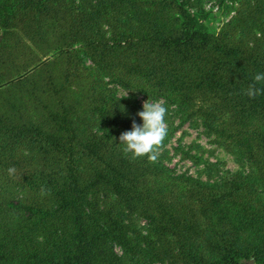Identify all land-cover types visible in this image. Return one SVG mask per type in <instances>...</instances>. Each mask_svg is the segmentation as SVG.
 <instances>
[{
    "label": "rangeland",
    "instance_id": "rangeland-1",
    "mask_svg": "<svg viewBox=\"0 0 264 264\" xmlns=\"http://www.w3.org/2000/svg\"><path fill=\"white\" fill-rule=\"evenodd\" d=\"M121 1L79 0L81 19L48 18L32 38L0 27V87L33 74L2 91L0 107H16L46 131L65 127L61 134L77 142L62 152L0 139V264H32L27 251H48L54 231H64L11 201L52 207L56 188L70 184L83 189L94 221L124 224L130 246L106 244L122 264H264V94H244L253 83L247 73H264V0ZM189 19L208 35L194 47L180 45ZM128 38L135 41L125 45ZM149 98L168 107V135L155 162L132 160L119 136L133 121L142 125L137 113ZM36 171L49 183L34 192L27 183ZM226 204L231 218L221 213ZM231 243L236 261L217 248Z\"/></svg>",
    "mask_w": 264,
    "mask_h": 264
},
{
    "label": "trees",
    "instance_id": "trees-1",
    "mask_svg": "<svg viewBox=\"0 0 264 264\" xmlns=\"http://www.w3.org/2000/svg\"><path fill=\"white\" fill-rule=\"evenodd\" d=\"M119 0H114L113 6H117ZM128 0H122L125 3ZM160 4H165L162 0L156 1ZM132 6H136L134 1H130ZM176 3V2H174ZM120 4V3H119ZM171 2H169V5ZM166 5V4H165ZM112 7V1H110L108 6H104L105 9H110ZM83 6L79 4V0H0V27L3 28L5 34H16L19 38H24L27 36L32 38L33 33H38L43 31V26L48 18L61 17V14L68 15L73 19H81L83 16ZM193 19V18H192ZM189 19L191 26H189V31L184 33V42L181 41L182 45L195 46V40L203 36L204 40L207 38V34L202 31V27L196 28L195 25H199L196 21ZM105 36H101V39H105ZM154 44L157 43L158 46H162L163 43L166 44L167 41L162 42L163 37L160 35H153ZM147 40V39H145ZM171 40V39H170ZM169 40V41H170ZM127 44H130L133 39H125ZM95 44V43H94ZM118 45H123L118 42ZM2 41L0 39V62L2 59ZM68 46V45H66ZM62 47V46H60ZM71 47V46H68ZM225 55H229V50L227 48H217ZM33 52V51H32ZM40 58L36 61L29 60L24 63L23 67L19 68L15 76L20 77L23 73L28 71L33 65H35ZM31 62V63H30ZM46 63L42 64L36 72L43 70ZM240 65L242 63H239ZM243 67V65L241 66ZM245 71L242 73L246 74L248 72L245 67ZM33 71L32 73H34ZM35 72V73H36ZM248 78L252 79L253 76L247 73ZM30 76H25L24 78H19L16 81H12L6 86L0 87V94L2 91L7 90L9 87L14 85H24L31 81ZM12 75H5V80H10ZM51 85L47 87V90L54 91L57 84L54 78L49 77ZM1 81V80H0ZM258 88H264V83L257 84ZM8 113V114H7ZM7 113L2 107H0V139L11 138L17 145L23 146L28 143L37 147L41 145H52L62 152H66L73 148L77 142L75 139H71L68 135L64 133L61 134V130L65 127L59 126L60 131L58 133L46 131L40 125L36 124L34 121L26 118L21 111H18L16 107L13 109L8 108ZM53 114V113H51ZM18 115V116H15ZM70 120V119H69ZM65 130V129H64ZM75 138L77 133H75ZM70 144L71 148L67 146ZM83 145H88L83 142ZM32 182H28V186L32 191L37 192L43 190L45 186L49 183V179L44 178L40 172H32ZM30 180L29 177H27ZM51 180V177H50ZM53 196L56 201L52 207H41L36 204L23 203L21 201H11L12 208H18L22 212H26L29 218H34L38 224L41 226H48V222H61L64 226L63 233L54 231L53 242L48 245V251L33 250L27 251L26 262H31L32 264H93V258L98 256H104L109 258V262L106 264H122L120 260V255L114 251L111 245L110 249L107 250L106 244L117 243L124 247L130 246V240L127 235L126 228L124 224L119 223L116 219H110L109 221L96 222L100 217L96 215H91L89 206V199L84 193L83 189L78 185L70 184L69 186H58L56 191L53 192ZM218 205V199H213ZM231 209L230 205H225V208L221 209V213L225 215L226 218L230 216L226 211ZM65 216V217H62ZM232 216H230L231 218ZM56 219V220H55ZM227 221V220H226ZM35 222V221H34ZM37 229V227H36ZM37 231L35 233V236ZM51 238V236H50ZM236 242V239L233 243ZM231 244L227 245H217L219 254L222 258L233 261L236 259L235 256H239V249L237 246ZM54 248V249H51ZM58 249V250H56Z\"/></svg>",
    "mask_w": 264,
    "mask_h": 264
},
{
    "label": "clouds",
    "instance_id": "clouds-1",
    "mask_svg": "<svg viewBox=\"0 0 264 264\" xmlns=\"http://www.w3.org/2000/svg\"><path fill=\"white\" fill-rule=\"evenodd\" d=\"M264 83V73H257L253 77V83L249 84L244 94L249 98H256L264 94V88H258L256 85ZM127 96V92L125 96ZM168 107L161 100H151L150 98L143 103L142 111L137 115L143 121L138 125L133 121L131 130L124 131L119 136V144L123 145L122 151L132 160L147 158L150 162H155L163 147L164 141L168 135V124L166 117ZM13 168L8 169L11 175Z\"/></svg>",
    "mask_w": 264,
    "mask_h": 264
}]
</instances>
